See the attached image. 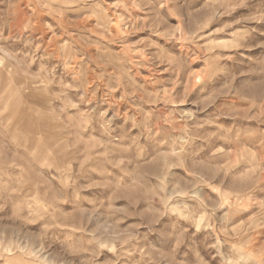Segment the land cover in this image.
Segmentation results:
<instances>
[{
  "label": "rangeland",
  "instance_id": "rangeland-1",
  "mask_svg": "<svg viewBox=\"0 0 264 264\" xmlns=\"http://www.w3.org/2000/svg\"><path fill=\"white\" fill-rule=\"evenodd\" d=\"M0 264H264V0H0Z\"/></svg>",
  "mask_w": 264,
  "mask_h": 264
}]
</instances>
